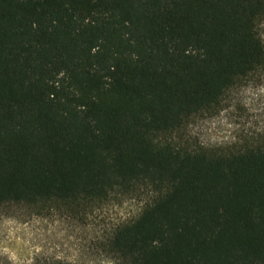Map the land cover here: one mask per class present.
Listing matches in <instances>:
<instances>
[{
  "label": "trees",
  "instance_id": "1",
  "mask_svg": "<svg viewBox=\"0 0 264 264\" xmlns=\"http://www.w3.org/2000/svg\"><path fill=\"white\" fill-rule=\"evenodd\" d=\"M263 81L264 0H0V216L99 226L118 264H264V126L193 133Z\"/></svg>",
  "mask_w": 264,
  "mask_h": 264
},
{
  "label": "rangeland",
  "instance_id": "2",
  "mask_svg": "<svg viewBox=\"0 0 264 264\" xmlns=\"http://www.w3.org/2000/svg\"><path fill=\"white\" fill-rule=\"evenodd\" d=\"M249 126H264V81L242 89L233 105L217 116L198 121L193 133L206 144H225ZM137 209L136 202L126 201L112 208L108 220ZM99 233V226L83 225L59 215H2L0 264H51L58 259L72 264H118L94 248Z\"/></svg>",
  "mask_w": 264,
  "mask_h": 264
}]
</instances>
